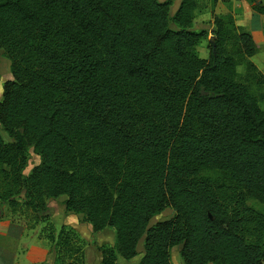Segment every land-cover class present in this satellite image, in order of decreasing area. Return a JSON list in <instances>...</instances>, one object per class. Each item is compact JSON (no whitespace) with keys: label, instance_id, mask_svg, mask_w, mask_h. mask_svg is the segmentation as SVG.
Segmentation results:
<instances>
[{"label":"trees","instance_id":"1","mask_svg":"<svg viewBox=\"0 0 264 264\" xmlns=\"http://www.w3.org/2000/svg\"><path fill=\"white\" fill-rule=\"evenodd\" d=\"M172 9V0H0L13 78L0 102L10 140L0 136V204L20 200L37 221L62 199L93 233L114 231V246L97 248L101 264H132L142 240L135 264H171L174 247L183 264H264V211L247 204L264 209L253 38L229 14L196 31L197 0ZM30 151L40 164L25 176ZM167 208L174 217L149 227ZM46 227L55 261L83 264L77 233Z\"/></svg>","mask_w":264,"mask_h":264},{"label":"crops","instance_id":"2","mask_svg":"<svg viewBox=\"0 0 264 264\" xmlns=\"http://www.w3.org/2000/svg\"><path fill=\"white\" fill-rule=\"evenodd\" d=\"M165 1L168 0H162L161 2ZM172 1L175 12L181 0ZM197 1L198 9L195 11L194 26L197 14L200 11L204 13L203 21L206 20L205 15L212 16L211 22H213L214 16L220 14L231 15L235 26L249 33L253 38L256 54L252 58V63L264 75V14L254 9L259 8L264 10V0H256L254 3H250L247 0ZM199 30L196 29V31ZM237 72L241 74L239 70ZM55 201L58 200L56 199ZM61 203L62 205L59 207V210H54L55 213H61V216L57 218L60 222L58 223L55 220L56 214H54V218L52 217L54 228L59 231L62 226H66L77 233L80 240L85 244L83 249V264H101V255L97 248L104 246L99 243L100 238L98 236L103 231L93 233L91 227L82 221V216L79 218L80 215L73 216L74 214L66 213L63 207V200ZM30 231L33 230H29L19 223L7 220L0 221V264H59L55 261L54 254L51 251V253L47 252L45 248L48 249V247L43 244V241L37 238L34 239L29 234Z\"/></svg>","mask_w":264,"mask_h":264},{"label":"rangeland","instance_id":"3","mask_svg":"<svg viewBox=\"0 0 264 264\" xmlns=\"http://www.w3.org/2000/svg\"><path fill=\"white\" fill-rule=\"evenodd\" d=\"M162 1V0H161ZM223 1V0H220ZM174 13V10H171V14ZM206 20L203 21L204 19V13L203 12H199L197 14L196 17V22H195V26L194 29L201 31L202 29H206V30H210V27L212 26V22H211V18L212 16H208L205 15ZM208 40H203L200 43V46L198 47V53L199 56L201 58L207 59L208 55H209V50L207 48L208 46ZM243 66H239L238 70L239 72H241V74H244V69H242ZM237 70V71H238ZM8 81H13L12 78V74H11V62L8 60V58L5 56L3 51H0V102L2 101V95H3V87L5 85L6 82ZM250 91L251 93L258 97L260 94V90L257 89L255 86H251L250 87ZM259 106L261 109H264V104L263 102H259ZM0 136L2 137V139L5 141V143H9L10 140L7 137V135L2 131V127L0 125ZM40 164V158L38 156H36L32 151L29 152L28 154V168L25 171V176H29L32 169L35 168L36 166H38ZM58 201L55 200H48L46 202L47 207H48V212H47V216H48V220H35L32 218V215L30 214V212L28 211V209H26L24 207V205H22V202L19 200L20 205L19 207H17L16 209H10L8 206L6 205H1L0 204V210H1V217H2V221H10L13 223H19L23 226H25L26 228H28L29 230H33L30 231L29 234L34 238V239H38V240H42L43 244L48 247L45 248L47 250L48 253H51L50 251H54V253L56 252L55 247L51 250L50 249V244L47 242V234L49 232L48 227L50 223H52V217L54 218V214H56L55 220H57L58 216H61V213H55L54 210H59V207H61L62 205V199H57ZM248 206L255 209L256 211H264L263 207L260 206L258 203H256L255 201L249 200L247 202ZM52 206V207H51ZM51 208V209H50ZM72 214V213H69ZM73 216H78L76 214H74ZM82 215H80L79 218H81ZM174 217V213L172 212L171 209L167 208L166 210H164L162 213L156 215L149 224V227H153L158 223H162V222H166L171 220ZM59 220H61V218H59ZM62 221V220H61ZM82 221L84 222V217L82 216ZM57 222L59 223L60 221L57 220ZM55 229V228H54ZM51 232V229H50ZM55 232L57 233L58 231L55 229ZM55 233V235H56ZM52 234V233H51ZM54 234V233H53ZM100 240L99 243L104 246H114L115 244V235H114V231L110 228H107L106 231H103L102 233H100V235H98ZM98 239V238H96ZM85 246V245H84ZM180 251H181V247H174L172 248V250L170 251V262L171 264H183L181 257H180ZM137 252H138V257L135 258L132 261V264L137 263L140 258L143 256V240L139 242L138 246H137ZM120 263H123L122 261H119ZM27 264V263H25Z\"/></svg>","mask_w":264,"mask_h":264},{"label":"water","instance_id":"4","mask_svg":"<svg viewBox=\"0 0 264 264\" xmlns=\"http://www.w3.org/2000/svg\"><path fill=\"white\" fill-rule=\"evenodd\" d=\"M212 39V38H211Z\"/></svg>","mask_w":264,"mask_h":264}]
</instances>
